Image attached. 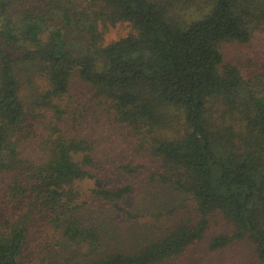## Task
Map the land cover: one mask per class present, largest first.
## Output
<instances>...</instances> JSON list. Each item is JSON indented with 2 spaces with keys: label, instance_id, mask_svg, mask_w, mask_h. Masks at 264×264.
<instances>
[{
  "label": "trees",
  "instance_id": "obj_1",
  "mask_svg": "<svg viewBox=\"0 0 264 264\" xmlns=\"http://www.w3.org/2000/svg\"><path fill=\"white\" fill-rule=\"evenodd\" d=\"M257 30L264 0H0V264H264V72L223 50ZM106 127L129 137L122 175L193 203L137 249L80 215L97 199L132 216L134 186L104 178ZM44 245L56 259L37 263Z\"/></svg>",
  "mask_w": 264,
  "mask_h": 264
},
{
  "label": "rangeland",
  "instance_id": "obj_2",
  "mask_svg": "<svg viewBox=\"0 0 264 264\" xmlns=\"http://www.w3.org/2000/svg\"><path fill=\"white\" fill-rule=\"evenodd\" d=\"M128 30L129 26L126 23H118L110 29L107 37L110 39L117 38L124 35ZM223 50L227 59L236 62L247 73L253 72L257 67L264 72V30H257L248 42L226 43ZM22 76L23 78H30L32 82L28 88L30 93L28 99L32 100L34 98L32 95L38 94L42 90V82L36 67L26 65ZM72 93L76 96L82 95L84 98H88L89 95L86 93V87L76 78L73 80ZM92 120L93 117H89L86 122L87 125L96 123V120L94 122ZM123 134L120 129L106 127L101 142L103 149L107 153L110 151L112 153L109 154L104 178L112 186L121 185L125 182L134 186V192L121 202L126 208H131L130 214L132 216H128L125 212L118 211L111 205H106L97 199L86 204V215H82V213L80 215L86 220L90 218L99 219L98 222L103 226V243L106 246L131 250L137 249L144 242L146 236L152 232L153 227L160 229L161 226L168 223V216H170L173 206H178L181 202L177 211L178 219L181 216L185 218L190 213H194V209L192 201L184 193L181 194L164 185L149 182L144 175L132 177L120 173L118 165L134 159V153L130 149L129 137H125ZM106 140L111 141L110 145L104 144ZM155 214L160 215L156 218L157 215L155 216ZM220 229H225V227ZM39 239L40 237L36 241L41 245L43 241ZM45 245L43 246L45 250L36 260L37 263L44 256L49 263L56 259L55 255L49 254L52 246L47 247ZM34 249L36 254L39 248L34 246Z\"/></svg>",
  "mask_w": 264,
  "mask_h": 264
}]
</instances>
